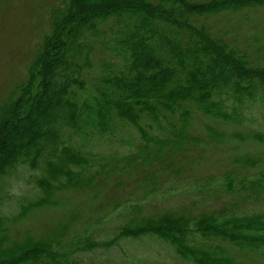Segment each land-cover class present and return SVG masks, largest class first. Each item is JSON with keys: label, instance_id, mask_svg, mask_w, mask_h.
Instances as JSON below:
<instances>
[{"label": "rangeland", "instance_id": "374dc122", "mask_svg": "<svg viewBox=\"0 0 264 264\" xmlns=\"http://www.w3.org/2000/svg\"><path fill=\"white\" fill-rule=\"evenodd\" d=\"M68 2L0 0V108L27 81L43 37ZM206 23L230 44L259 47L264 56V9ZM98 29L80 43L92 47L89 55L83 49L64 69L66 80L74 77L82 86L79 98L93 94L98 81L124 74L121 57L105 47L114 23ZM207 101L212 115L187 102L173 113H143L142 128L116 119L111 132L74 134L71 140L66 130L65 145L82 159L56 158L48 162L51 168L43 160L36 167L8 168L0 174V252L32 237L57 253L37 264H194L169 240L118 233L168 211L193 218L264 215V99L224 93ZM59 198L67 206L51 205ZM206 241L188 236L189 244L224 246L239 264L263 263L258 252Z\"/></svg>", "mask_w": 264, "mask_h": 264}, {"label": "trees", "instance_id": "16d2710c", "mask_svg": "<svg viewBox=\"0 0 264 264\" xmlns=\"http://www.w3.org/2000/svg\"><path fill=\"white\" fill-rule=\"evenodd\" d=\"M259 8L264 9V0H69L43 37L27 81L0 108V174L17 164L36 167L40 160L48 164L56 158L82 159L65 145L66 130L71 131L67 135L71 140L74 134L111 132L116 119L142 128L138 120L143 113H173L187 102L212 115L207 100L224 93L236 100L256 94L264 99L260 48L230 44L206 23L215 16L229 18ZM106 23H114L115 30L105 47L121 57L124 74L98 81L93 94L79 98L76 90L82 86L74 77L66 80L64 69L83 49L89 55L92 47L80 43ZM48 165L51 168L53 162ZM55 200L52 206H67L65 200ZM192 234L207 243L222 240L239 251L258 252L264 264V215L260 214L218 219L213 214L193 218L168 211L125 225L118 233L169 240L194 264H239L218 243L189 244ZM45 243L42 238L25 237L22 245L0 252V264H37L44 256L53 259L57 253Z\"/></svg>", "mask_w": 264, "mask_h": 264}]
</instances>
